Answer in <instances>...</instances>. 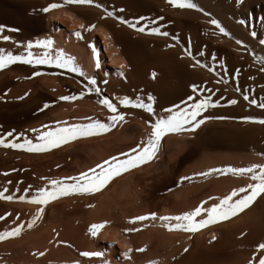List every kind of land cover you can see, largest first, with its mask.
I'll use <instances>...</instances> for the list:
<instances>
[{"label":"bare ground","instance_id":"obj_1","mask_svg":"<svg viewBox=\"0 0 264 264\" xmlns=\"http://www.w3.org/2000/svg\"><path fill=\"white\" fill-rule=\"evenodd\" d=\"M9 1L12 7L10 10H23L26 13L27 21L16 23L18 32H23L22 36L31 31H45L47 37H51L53 41L59 39L58 43L62 42V48L63 43L65 47L71 48L72 45H77L76 48L80 45V51L84 52L80 64L94 75L98 86L105 91L103 94V90H100L103 97L116 100L128 96L132 99L137 93L141 99L147 100L148 94H151L155 98L153 108L161 115V110L172 104L179 105L182 100L186 104L190 103L186 100L189 95L193 96V99L197 96L201 99L209 96L212 103L203 110L201 118L207 115L222 119H208L195 131L166 135H187L193 137L197 145L206 141L204 145L207 148L220 151L227 148L235 150L238 157L244 158L234 159L238 162H233L232 165L237 164L234 165L235 168L264 164V124L241 119L244 116L264 118V109L258 106L259 103H264V45L259 43L264 39V0H241L239 4L235 0H193L200 8L211 13L210 17L201 11L175 7L168 0H93L91 4L66 3L65 0ZM49 3L61 6L48 12L41 11ZM121 9L123 11H120ZM105 10L113 12L114 15L106 16ZM116 15L128 20L144 17V21L140 23L155 26L168 35L138 32L117 20ZM210 18L218 19L230 35L220 34L208 23ZM241 20L244 23H239ZM1 22L6 25L14 24L6 17H0ZM89 25L94 27L89 28ZM75 32H80V37L76 36ZM252 32L257 35L252 36ZM0 35L8 34L2 31ZM238 39L242 41L241 44L236 43ZM93 48L96 50V56L93 55ZM106 58L109 61H106ZM197 60L200 64L196 63ZM97 63L99 67L96 66ZM201 64L205 66L201 67ZM209 68L213 70L209 71ZM153 72L155 77L152 81L149 77H152ZM190 85H196L200 89L197 91L200 95L193 93ZM245 93L250 99H255L257 104L246 101L243 98ZM228 99H235L237 103L229 105ZM132 114L135 119L141 121L144 132L150 134L151 128L147 122L154 116L140 109ZM196 149L194 150L197 151ZM246 150H249L250 154ZM249 183H255L251 173L245 182L224 180L212 187L210 185L202 197L193 195L198 186L191 190L193 197L186 186L178 188L162 213L177 215L191 210L201 200L210 206L218 200L208 201L209 196L223 197L233 188ZM260 197L258 203L255 200L256 202L232 217L236 220V225L249 224V230L236 231L235 234L231 232L229 239H226L234 244V248H238V255L229 259L225 254L222 255V252H217L218 249L213 250L215 246L212 249V242L215 244V241L225 238L226 223L219 221L184 238L179 243V248H169V252H166L168 264H247V261L252 259L253 252H256V245L264 242V195ZM147 220L155 221L152 218ZM233 222L230 224H234ZM138 228L133 234L118 232V240L123 248L120 250L122 255L128 254L129 249L135 251L138 247H145L150 243V235ZM241 233L244 235L241 236ZM115 234L117 235V232ZM213 236L216 237L215 240L212 239ZM76 251L84 262L97 258L80 255L81 252L93 251L92 249L77 248ZM260 254L264 253H257ZM56 257L55 264H73L75 260L68 256ZM16 263L14 261L12 264Z\"/></svg>","mask_w":264,"mask_h":264},{"label":"rangeland","instance_id":"obj_2","mask_svg":"<svg viewBox=\"0 0 264 264\" xmlns=\"http://www.w3.org/2000/svg\"><path fill=\"white\" fill-rule=\"evenodd\" d=\"M9 4V0H0V17H6L15 25L0 23V25L6 26L3 31L11 37L8 41H0V48L19 54L24 51L23 43L14 44L13 41H35L47 37V33L31 31V34L22 36L23 32H18L17 24L27 21L26 13L23 10H17V12L10 10ZM11 29H18V31H11ZM58 40L53 41V46L49 49L50 54L55 56L56 49L65 51V54H70L74 58V63L81 68L85 76L94 77L80 64L84 55V52L80 51L82 49L80 45L78 48H76L77 45L75 47L72 45L74 48L72 49L69 46L65 47L63 43L62 48V42L58 43ZM32 51L42 54L43 49L33 48ZM78 55L79 61L77 60ZM106 61H109L108 58ZM34 71L39 75L32 76ZM85 76L67 69H60L54 64L31 65L17 62L5 69H0V134L14 130L17 133H25L29 138L35 140L39 131L45 130L41 128L42 125L54 128L73 123H86L89 122V119L107 122L106 117L111 113L98 102L103 97L100 92H85L83 97L77 95L75 100L62 101L59 99L62 95L78 94L87 83ZM149 79L153 81L154 78L150 76ZM96 86L100 87L98 83ZM99 89L103 90L101 87ZM26 92L28 95L25 96ZM102 93L105 94V91L103 90ZM197 95H200V92H197ZM137 96V93L134 94L132 99L135 100ZM110 100L117 105V111L124 114V119L116 122L115 126L106 133L79 137L56 149L41 153H29L0 146V191L6 190L8 193L15 194L12 200L0 199V216H3L5 212L9 214L0 220V231L21 221L26 222L38 207L27 199L21 201L17 198L21 194L26 197L29 195V193L23 192L25 187L31 186L30 191H34L35 188L44 186L48 179L75 176L109 156L127 152L137 144L143 145L146 142L149 134L144 132L145 129L140 123L141 121L132 116V112L139 109L120 105V99ZM53 101L54 103H52ZM143 101L148 102L145 99ZM46 102L50 106L43 111H38ZM155 116H159L157 111ZM31 129H36L37 132L33 133L30 131ZM5 139L7 140V137ZM205 142L202 141L197 145V141L187 135L163 136L152 160L113 178L102 190L90 194H70L50 201L44 206L41 217L31 228L24 223L18 237L0 241V264H12L14 261L15 263L21 261L22 263L19 264H55L54 258H57V255L71 257L75 259L73 262L78 261V264H87L88 262H90L88 264H104L105 261L108 264H149V262H153V264L167 262L166 264H168L166 255L169 248H179L178 245H181L179 243L192 235V233L181 230H168L162 226V222L158 219L163 215L164 208L169 205V200L174 198L173 195L178 188L186 186L187 190L191 192L198 186L193 195L202 197L209 190L210 185L212 187L224 180L245 182L249 175V173L245 175L230 172V174L194 175V173L205 172L209 168L225 166L235 168L234 165L237 164H232L237 161L235 162L234 159L240 158L236 155L235 150L227 148L220 151V149L207 148L204 145ZM248 151L246 150V152ZM248 153L250 154V151ZM254 153L257 155L256 152ZM241 159L244 160V158ZM181 176H188L190 179L182 181L180 180ZM41 177L44 179L42 180ZM193 195L191 192L190 196L193 197ZM257 198L258 203L261 197ZM149 212L157 214L155 221L149 220L148 222L146 219L129 222L131 217ZM231 218L225 221V233H228V236L225 234V238L215 241V244L213 242L210 244L212 249L215 246L213 250L218 249L217 252H222V255L225 254L229 259L234 257L233 255H238L237 251L239 250L226 239H229L233 232L235 234L236 231L249 230L248 223L247 225L243 223L236 225V220ZM232 222L234 224H230ZM94 223H103V227L98 230L96 236H92L88 230L89 226ZM131 228L144 231L150 235L151 240L147 246L138 247L143 251L131 250L126 256L125 254L123 256L120 251L123 248L118 240L120 237L118 232L125 234V229ZM125 232L133 234V231ZM57 241H61V243H57ZM77 248L100 251L103 255L84 262L78 255ZM39 252L44 254L37 255L36 253ZM18 256H20V260ZM15 257L17 258L15 259Z\"/></svg>","mask_w":264,"mask_h":264},{"label":"snow or ice","instance_id":"obj_3","mask_svg":"<svg viewBox=\"0 0 264 264\" xmlns=\"http://www.w3.org/2000/svg\"><path fill=\"white\" fill-rule=\"evenodd\" d=\"M65 2L75 4H91L93 3V0H65ZM168 2L181 9H194L203 12L205 16H211V13L200 8L197 3L193 2V0H168ZM235 2L239 4L241 0H235ZM60 6L61 5L56 3H49L46 7L42 8L41 11L48 12L50 9ZM97 7H100V5H97ZM120 11H123V9ZM105 15L113 16L114 13L105 10ZM115 18L121 23L127 25L129 28L141 33L148 32L150 34L163 36L168 35L167 32H161L160 29L155 26L140 23L144 21V17H138L136 20H128L123 16L116 15ZM208 23L213 25L220 34L225 36L230 35L218 19L210 18ZM239 23L242 24L244 21L241 20ZM5 27V25H0V32H2ZM88 27L91 28L94 26L89 25ZM11 31H18V29H11ZM75 35L80 37V32H75ZM251 35L256 36L257 34L252 32ZM0 39L8 41L11 37L9 35H0ZM13 43H23L24 51L19 54H14L10 50L0 48V69H5L9 65L17 62L31 65L54 64L60 69H67L70 72L85 76V73L81 70V68L74 63V58L72 56L66 55L60 49H56L55 56L50 54L49 49L53 46V40L51 37L37 39L35 41L28 40L26 42L13 41ZM236 43L241 44L242 41L238 39ZM259 43L264 45V39H261ZM33 48L43 49L42 54L35 53L32 51ZM93 55L96 56L95 48H93ZM189 55H191L190 51ZM196 63L200 64V61L197 60ZM96 66L99 67V63H97ZM200 66L204 67L205 65L201 64ZM212 70L213 69L209 68V71ZM37 75H39V73L35 71L32 73V76ZM151 75L153 78L155 77L154 72ZM85 79L87 80V83L78 94L62 95L59 99L62 101L75 100L77 95L83 97L85 92H100V89L95 87L97 81L94 77L85 76ZM190 87L192 88L193 93L200 90L196 85H190ZM24 95L26 96L28 93L26 92ZM243 98L250 104H257V101L255 99H250L247 93L244 94ZM154 100L155 98L151 94H148L147 96V103H145L139 96H137L135 100L130 99L128 96H124L119 100L120 105L143 109L145 112L152 114L155 117L147 122L151 128V132L143 145L137 144L134 148H130L127 152H120L115 156H109L107 159L102 160L93 167H89L86 171L79 172L75 176L48 179L44 186H39L35 188L34 191H30L31 186L25 187L23 192L29 193V195L26 197L21 194L17 198L21 201L27 199L30 203L38 205V207L32 217L26 222L21 221L10 228L0 231V241L18 237L22 231V225L24 223L27 224V227L31 228L41 217L44 211V206L50 201H54L57 198L65 197L70 194L96 193L105 188V186L108 185L113 178L152 160L160 146L161 138L166 134L186 132L189 130L195 131L208 119H222V117H209L207 115L201 118L203 110L207 109L212 103L209 96H205L203 99L197 96L193 99V96L189 95L186 97V100L190 103L186 104L185 101L182 100L179 105L172 104L168 108H163L161 110L162 114L159 116H155V110L153 108ZM98 102L105 106L111 113L107 117V122H103L99 119H89V122L86 123H73L65 126H56L54 128H47V126L42 125L41 128L45 130L39 131V133L35 136V140L29 138V136L25 133H17L13 130L0 134V146L23 150L29 153H41L56 149L61 145L76 140L79 137L106 133L115 126L116 122L124 119V114L117 111V105L112 103L108 97H102ZM52 103H54V101ZM216 103L218 104L219 101H216ZM227 103L229 105H233L236 104L237 101L235 99H228ZM49 106V103L46 102L43 104L42 108L38 109V111H43V109H47ZM258 106L264 109V103H259ZM241 119L264 124V118L244 116L241 117ZM30 131L33 133L37 132L36 129H31ZM5 137H7V140ZM229 172L232 174L251 173V178L255 181V183H249L243 187L233 188L223 197L214 198L209 196L207 198L208 201H213L214 199L218 200V202L211 203L210 206L206 203V201L201 200L199 204L191 210L180 212L177 215H161L158 219L162 222V226L168 230H181L188 233H196L198 230L205 228L207 225H211L219 221H226L229 218L236 216L242 210L249 207L257 199V197L264 195V164H251L248 167L243 168H233L231 166H225L223 168H209L205 172L194 173V175L205 176L209 173L227 174ZM4 175H7V173H4ZM41 179L43 180L44 178L41 177ZM189 179L190 177L188 176L180 177V180L182 181ZM14 195V193H8L6 190L0 191V199L6 201L12 200ZM8 215L9 214L5 212L3 216H0V220H3L4 217ZM149 218L155 220L157 219V214L155 212H149L144 215L133 216L130 218L129 222H139ZM102 227L103 223H94L89 226L88 230L92 236H96L98 230ZM125 231H137V229L131 228L125 229ZM243 235L244 233H241V236ZM212 239L215 240L216 237L213 236ZM57 243H61V241H57ZM129 251H131V249H129ZM137 251H143V249H137ZM185 251H187V249H185ZM257 253H264V242H260L256 245V252H253L252 259H249L247 264H264V254L257 255ZM36 254L42 256L44 253L39 252ZM80 255L82 257H100L103 254L100 251H84L81 252ZM125 255L127 254L125 253ZM73 264H78V261L73 262ZM104 264H108V262L105 261ZM149 264H153V262H149Z\"/></svg>","mask_w":264,"mask_h":264}]
</instances>
